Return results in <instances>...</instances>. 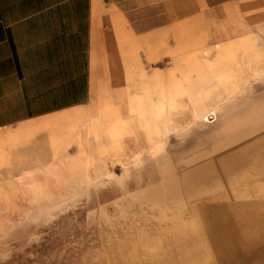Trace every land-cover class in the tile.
Masks as SVG:
<instances>
[{"label": "rangeland", "instance_id": "obj_1", "mask_svg": "<svg viewBox=\"0 0 264 264\" xmlns=\"http://www.w3.org/2000/svg\"><path fill=\"white\" fill-rule=\"evenodd\" d=\"M149 22L151 69L177 52L223 105L197 118L185 88L180 128L147 152L1 186L0 264H264V0H150Z\"/></svg>", "mask_w": 264, "mask_h": 264}, {"label": "crops", "instance_id": "obj_2", "mask_svg": "<svg viewBox=\"0 0 264 264\" xmlns=\"http://www.w3.org/2000/svg\"><path fill=\"white\" fill-rule=\"evenodd\" d=\"M149 20L150 0H0V187L47 186L37 178L70 164L94 178L118 153L147 152L167 127L180 128L185 88L195 117L216 114L224 99L200 93L209 73L187 86L177 52L151 69L164 57L150 52L160 40ZM160 92L173 104L149 124L138 103L148 112Z\"/></svg>", "mask_w": 264, "mask_h": 264}, {"label": "bare ground", "instance_id": "obj_3", "mask_svg": "<svg viewBox=\"0 0 264 264\" xmlns=\"http://www.w3.org/2000/svg\"><path fill=\"white\" fill-rule=\"evenodd\" d=\"M159 1V0H158ZM152 3V2H151ZM225 4V3H224ZM236 6V5H235ZM234 6V7H235ZM222 9V8H221ZM223 10V9H222ZM233 10V9H232ZM224 11V10H223ZM230 12V11H229ZM222 13V12H221ZM235 13V12H234ZM238 13V12H237ZM233 17V16H232ZM229 18V17H228ZM231 19V18H230ZM229 19V20H230ZM233 19V18H232ZM206 23V22H205ZM221 23V22H220ZM223 23V22H222ZM207 26V25H206ZM204 27V26H203ZM216 27V26H215ZM173 31V30H172ZM176 31V30H175ZM209 32V31H208ZM251 32V31H250ZM249 32V33H250ZM176 33V32H175ZM210 33V32H209ZM243 32H241V31H237V30H232V32L231 33H229L228 34V38H235V36H240L241 34H242ZM255 36V35H254ZM253 36V37H254ZM246 41V40H245ZM143 45V44H142ZM143 48V47H142ZM144 51V50H143ZM145 52V51H144ZM176 52V51H175ZM141 54V53H140ZM145 54V53H144ZM195 57V56H194ZM197 58V57H196ZM172 59V58H171ZM142 60V59H141ZM172 62H173V60H172ZM143 63V62H142ZM170 65V64H169ZM150 66V65H149ZM154 66V65H153ZM144 67V66H143ZM183 69V68H182ZM181 76V75H180ZM187 77H189V76H187ZM186 77V78H187ZM136 78V77H135ZM139 78V77H138ZM190 78V77H189ZM136 80V79H135ZM140 80H138V82H139ZM187 82V81H186ZM135 83V82H134ZM189 83V82H188ZM136 87H137V84H136ZM178 94L179 93V91H177V90H175V94ZM174 94V93H173ZM142 95V94H141ZM178 95H181V93L180 94H178ZM140 97H142V96H140ZM143 97H144V95H143ZM154 97V96H153ZM151 98V97H150ZM149 98V99H150ZM148 99V100H149ZM152 99V98H151ZM144 100V99H143ZM146 100V99H145ZM153 100V99H152ZM143 102V101H142ZM145 102V101H144ZM150 101H148V103H149ZM173 104V95H171V94H164L163 92L161 93L160 92V96H159V99H158V101H156V102H152V104H151V107H149V110H148V112L146 111L147 109L145 108V105H143L142 106V104L140 105L139 103H138V106H137V109L140 111V116H141V118H143V120L144 121H146L147 123H149V124H151L152 123V121L154 122V120H156V118H160L161 116H163V114L165 113V108H167V105H169V106H171ZM148 113V115H146ZM206 114H207V112H204V113H202V117H204V118H206ZM146 116H148V118L146 117ZM170 121V120H169ZM155 126H157V125H155ZM158 137V136H157ZM162 139V138H161ZM259 139H261V138H259ZM163 140L164 139H162V142H163ZM258 141V140H257ZM162 142H160V144L162 145ZM167 146V145H166ZM157 147H159V146H157ZM155 148V147H154ZM164 148V147H163ZM156 149V148H155ZM169 152V151H168ZM157 154V153H156ZM153 155V154H152ZM133 159H135V158H133ZM126 162V161H125ZM139 163V162H138ZM134 165H135V163H134ZM139 165V164H138ZM137 167V166H136ZM135 168V167H134ZM140 176V175H139ZM142 176V175H141ZM262 180V179H261ZM263 184L264 183H262V187H264L263 186ZM234 187V186H233ZM258 187H259V184H258ZM263 189V188H262ZM258 190V189H257ZM263 193V192H262ZM261 193V194H262ZM246 194H247V192H246ZM255 194H257V193H255ZM264 194V193H263ZM263 194H262V196H263ZM127 195V194H126ZM250 195V194H249ZM247 196V195H246ZM242 198H243V196H241ZM240 197V198H241ZM253 197V196H252ZM251 199H253V198H251ZM263 199V198H262ZM241 200V199H240ZM260 200V199H259ZM113 202H115L116 200H112ZM235 201V200H234ZM253 202L255 201V200H252ZM112 202V203H113ZM255 204V203H254ZM104 205V204H103ZM229 205V204H228ZM102 206V205H101ZM103 207V206H102ZM115 210V209H114ZM91 212V211H90ZM90 212H87V213H90ZM94 212V211H93ZM92 213V212H91ZM253 215H254V213H253ZM234 216V215H233ZM109 218V217H108ZM107 218V219H108ZM105 219H106V217H105ZM256 223V222H255ZM250 224H251V222H250ZM256 225V224H255ZM252 226V225H251ZM250 229V228H249ZM252 229H253V227H252ZM241 230V229H240ZM251 230V229H250ZM139 231V230H138ZM141 231H143V230H141ZM242 232H244V231H242ZM258 232V231H257ZM143 233V232H142ZM253 236H257V235H254L253 234ZM245 237H247L246 236V234H245ZM247 239V238H246ZM253 239H255V238H253ZM205 240V239H204ZM248 240H250V239H248ZM254 241V240H253ZM258 241V240H257ZM261 241V240H260ZM253 243V242H252ZM261 243V242H260ZM258 244V243H257ZM207 248H205V250H206ZM212 250V249H211ZM210 250V251H211ZM209 252V251H208ZM212 252V251H211ZM210 257H211V255H209ZM212 259V258H211ZM208 262V261H207Z\"/></svg>", "mask_w": 264, "mask_h": 264}]
</instances>
